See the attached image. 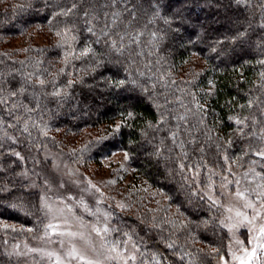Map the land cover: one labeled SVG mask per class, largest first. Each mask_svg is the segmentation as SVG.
Masks as SVG:
<instances>
[{"label":"trees","instance_id":"1","mask_svg":"<svg viewBox=\"0 0 264 264\" xmlns=\"http://www.w3.org/2000/svg\"><path fill=\"white\" fill-rule=\"evenodd\" d=\"M35 29L51 44L10 48ZM263 128L264 0H0V264H31L10 250L48 231L19 157L47 149L78 170L126 153L143 206L114 220L120 242L147 264H216L229 238L207 190L252 165Z\"/></svg>","mask_w":264,"mask_h":264},{"label":"rangeland","instance_id":"2","mask_svg":"<svg viewBox=\"0 0 264 264\" xmlns=\"http://www.w3.org/2000/svg\"><path fill=\"white\" fill-rule=\"evenodd\" d=\"M28 35L13 39L10 48L51 44L48 33L41 29ZM201 62L204 65L205 61ZM97 106L102 105L98 102ZM105 129L90 130L87 135L97 139ZM261 133L264 145V128ZM84 141L83 138L78 143L77 151ZM73 150L70 152L74 153ZM19 155L25 165L23 177L39 190L49 223L40 242L18 243L10 250L12 254L31 258V264H147L132 240L127 237L120 242L122 237L116 235L118 230L113 223L131 216L139 220L142 212V204L138 206L127 198V192L135 188L136 178L126 153L116 151L100 162L83 168L79 165V170L68 160V152L54 153L47 149L36 160L39 165H34L35 170L22 152ZM263 163L264 147L252 165L242 171L229 167L226 175L219 176L217 183L207 190L206 200L210 206L221 209L222 224L229 238L228 252L216 264H264ZM29 169L34 170L33 174ZM178 257L186 262L192 259L189 253H180Z\"/></svg>","mask_w":264,"mask_h":264},{"label":"snow or ice","instance_id":"3","mask_svg":"<svg viewBox=\"0 0 264 264\" xmlns=\"http://www.w3.org/2000/svg\"><path fill=\"white\" fill-rule=\"evenodd\" d=\"M252 255H255V252L254 251H253ZM242 264H243V262H242Z\"/></svg>","mask_w":264,"mask_h":264}]
</instances>
